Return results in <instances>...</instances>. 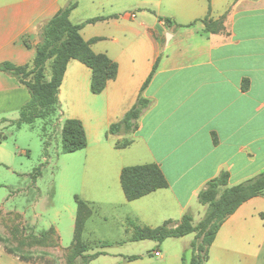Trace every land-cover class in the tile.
I'll use <instances>...</instances> for the list:
<instances>
[{"label":"crops","instance_id":"0c3cea01","mask_svg":"<svg viewBox=\"0 0 264 264\" xmlns=\"http://www.w3.org/2000/svg\"><path fill=\"white\" fill-rule=\"evenodd\" d=\"M70 1L0 0V65L32 66L41 26ZM77 1L71 22L82 26L94 53L118 65V76L95 95L92 70L71 60L59 91L58 128L62 133L66 120H79L88 140L84 150L69 154L82 157L85 189L76 198L92 209L83 237L99 204L113 211L105 219L120 222L128 234L114 244L129 247L92 252L101 255L88 264H190L195 234L135 242L134 227L180 223L188 213L197 226L208 210L199 195L211 180L227 172L234 187L264 173V0ZM224 16V33L205 34V18ZM140 96L150 103L137 129L109 135ZM30 99L15 76L0 70V116L20 114ZM151 164L169 187L128 201L123 169ZM76 221L77 213L75 228ZM207 264H264V192L223 224Z\"/></svg>","mask_w":264,"mask_h":264},{"label":"trees","instance_id":"16d2710c","mask_svg":"<svg viewBox=\"0 0 264 264\" xmlns=\"http://www.w3.org/2000/svg\"><path fill=\"white\" fill-rule=\"evenodd\" d=\"M78 7V1L72 0L60 10L58 14L40 28V43L37 55L32 66L18 67L10 63L0 65V70L15 76L30 92V101L20 111V118L14 125L33 124L37 119L46 123L61 113L59 91L62 85L67 66L71 60H77L92 70L91 91L101 94L110 81L118 76V65L105 54H96L91 49V43L86 42L81 34V25H74L70 16ZM226 16L214 21L209 17L204 19L205 34H222L225 32ZM99 18L89 20L95 23ZM171 24L170 20H167ZM51 65V75L47 77L46 69ZM156 63L153 73L145 83L144 90L151 82L157 70ZM149 101L140 96L136 105L126 114L122 121L110 127L108 134H115L124 130L126 133L137 129V121L143 111L148 108ZM62 146L64 154H71L84 150L88 145L86 132L79 120H66L62 129ZM2 143V140L0 141ZM41 172H37L36 177ZM230 175L223 172L211 180L200 193L199 201L208 206L204 219L193 225V217L186 214L180 223L167 221L162 226L151 229L134 227L132 241H156L163 243L170 238H182L195 234L191 244L192 258L190 264H207L209 250L215 238L227 221L244 203L264 192V173L240 185L229 187ZM121 183L128 201H135L159 189L169 187V183L158 165H143L127 167L121 174ZM78 210L73 244L78 245L79 252L85 254L88 245L83 241L85 223L92 214V209L85 202L76 198ZM52 229V228H51ZM7 239L0 236V244L6 253L18 257L22 262L27 258L19 255L17 250L7 246ZM103 247L109 243H101ZM97 253L89 257L85 264L99 257ZM133 259V258H132Z\"/></svg>","mask_w":264,"mask_h":264},{"label":"rangeland","instance_id":"374dc122","mask_svg":"<svg viewBox=\"0 0 264 264\" xmlns=\"http://www.w3.org/2000/svg\"><path fill=\"white\" fill-rule=\"evenodd\" d=\"M46 75H51L50 64ZM7 115L0 116V236L28 261L19 262L0 244V264H85L92 252L127 250V245L114 244L125 240L127 232L113 218L107 221L113 211L99 204L93 206L83 237L87 252L73 244L75 198L83 199L86 177L81 155L63 153L59 115L21 127L6 120L19 119V113Z\"/></svg>","mask_w":264,"mask_h":264},{"label":"built area","instance_id":"2783aa9c","mask_svg":"<svg viewBox=\"0 0 264 264\" xmlns=\"http://www.w3.org/2000/svg\"><path fill=\"white\" fill-rule=\"evenodd\" d=\"M155 256L160 257V252L159 251L155 252Z\"/></svg>","mask_w":264,"mask_h":264}]
</instances>
